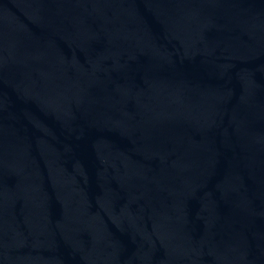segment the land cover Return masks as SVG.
<instances>
[{
  "label": "water",
  "instance_id": "95a60500",
  "mask_svg": "<svg viewBox=\"0 0 264 264\" xmlns=\"http://www.w3.org/2000/svg\"><path fill=\"white\" fill-rule=\"evenodd\" d=\"M0 264H264V0H0Z\"/></svg>",
  "mask_w": 264,
  "mask_h": 264
}]
</instances>
